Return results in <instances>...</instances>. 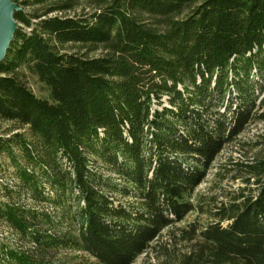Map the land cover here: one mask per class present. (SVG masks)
I'll return each instance as SVG.
<instances>
[{
	"label": "trees",
	"instance_id": "16d2710c",
	"mask_svg": "<svg viewBox=\"0 0 264 264\" xmlns=\"http://www.w3.org/2000/svg\"><path fill=\"white\" fill-rule=\"evenodd\" d=\"M22 4L34 10L15 11L0 63V221L14 237L0 238V264H66V250L134 264L208 212L197 187L264 120V0ZM254 158L240 165L248 186L199 230L194 264H264V149Z\"/></svg>",
	"mask_w": 264,
	"mask_h": 264
},
{
	"label": "rangeland",
	"instance_id": "374dc122",
	"mask_svg": "<svg viewBox=\"0 0 264 264\" xmlns=\"http://www.w3.org/2000/svg\"><path fill=\"white\" fill-rule=\"evenodd\" d=\"M24 0H15L19 8H23L27 13L33 12L32 6H25ZM87 11L92 10L86 3ZM78 12V11H76ZM74 15V12H72ZM33 21H35L33 19ZM77 49V48H76ZM102 51L91 53V57L100 56ZM257 79V77H256ZM258 81V79H257ZM28 85L38 97L48 98L49 94L35 76H28ZM260 82V87L264 86V77ZM257 94V107L260 112H264V87ZM11 123L0 122V133L8 130ZM258 142L260 145L256 146ZM264 149V120L251 124L240 136L239 141H234L227 145L221 154L213 161L205 181L200 184L194 195L195 204L201 202L208 203L207 213L203 211L206 205H199V209L190 214L181 223L175 226L165 228L159 237L153 243V248L145 254H142L134 264H187L190 258V264H194L199 244V230L213 219V212L216 209L214 204L229 202L241 193L248 184L243 178L247 175L246 170L241 169V164H251L259 150ZM12 172V171H11ZM11 179V178H10ZM254 182L252 181L251 187ZM5 198L0 196V203L5 202ZM204 212V213H203ZM197 227L198 238L188 239L189 231ZM12 231L0 221V238L2 242L14 239ZM191 235H193L191 233ZM197 237V236H196ZM59 262L66 264H91L96 262L89 254L85 252L66 250L57 255Z\"/></svg>",
	"mask_w": 264,
	"mask_h": 264
},
{
	"label": "water",
	"instance_id": "95a60500",
	"mask_svg": "<svg viewBox=\"0 0 264 264\" xmlns=\"http://www.w3.org/2000/svg\"><path fill=\"white\" fill-rule=\"evenodd\" d=\"M17 9L19 7L15 4V0H0V63L6 58L15 37Z\"/></svg>",
	"mask_w": 264,
	"mask_h": 264
}]
</instances>
